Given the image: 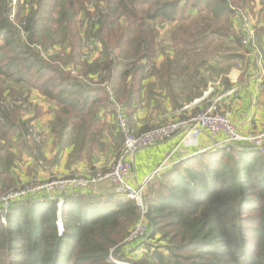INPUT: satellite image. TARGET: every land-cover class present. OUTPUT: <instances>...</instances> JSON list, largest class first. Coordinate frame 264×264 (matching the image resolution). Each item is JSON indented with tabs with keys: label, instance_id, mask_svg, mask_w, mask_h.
<instances>
[{
	"label": "trees",
	"instance_id": "1",
	"mask_svg": "<svg viewBox=\"0 0 264 264\" xmlns=\"http://www.w3.org/2000/svg\"><path fill=\"white\" fill-rule=\"evenodd\" d=\"M10 4L0 0V194L21 184L18 172L27 158L37 164L47 160L46 131L38 124L42 111L31 104L32 92L57 106L48 129L58 149L53 164L72 149L74 161L86 160L96 171L98 155L108 153L114 159L124 141L120 132L112 145L105 144L109 126L100 113L113 107L110 93L130 117L151 86L147 81L156 79L158 86L172 91L179 59L186 60L184 74L194 60L188 53L207 48L203 43L208 35L201 29L206 14L217 23L233 15L229 4L248 14L258 4L264 6V0H19L15 19L28 32L27 39L11 20ZM192 10L200 20L190 23ZM169 23L177 24L170 53L174 58L168 54L158 64L160 30ZM189 24L195 27L192 33ZM87 44L91 55L99 53L96 60L83 57ZM37 47L68 56L47 62ZM70 61L82 79L61 71L58 63ZM204 63H197L191 75L196 91L185 103L178 102L175 111L208 91L212 77L202 75L199 65ZM223 81L226 89L233 86ZM217 95L214 89L211 97ZM166 97L171 98L169 91ZM146 198L150 232L129 246L126 241L141 211L114 192L63 195L61 208L58 199L19 202L6 222H0V264H110L113 249L119 253L134 244L124 254L134 264H264V150L237 145L196 153L155 176Z\"/></svg>",
	"mask_w": 264,
	"mask_h": 264
},
{
	"label": "crops",
	"instance_id": "2",
	"mask_svg": "<svg viewBox=\"0 0 264 264\" xmlns=\"http://www.w3.org/2000/svg\"><path fill=\"white\" fill-rule=\"evenodd\" d=\"M248 14L251 19L249 30L253 32L251 40H249L247 44H243L242 39L248 34V31L243 28L241 23L236 22L233 15L228 18V21L224 20L226 18L217 20L215 26H211L217 49L210 45L209 42L212 36L209 35L204 43H206V50L213 55L210 59L204 61V65L200 66L205 67L204 70H201L204 77H212V82L208 84V87L216 89L219 96L224 95L221 108L224 111H231L233 113L234 124L240 133L243 135L257 136L264 133V8L263 6H256L252 11L249 10ZM190 15L196 17L197 11H190ZM165 26L172 28L173 34L177 29L175 24L172 27H170L169 24L164 25L162 27L163 30H160V36L162 37H160L159 41L162 39L164 42L163 35L166 30ZM168 35L171 34L169 33ZM238 38L242 40V45L237 43ZM224 55H239L242 58L222 61L221 58ZM166 57L167 56L159 55L157 59L158 64H162ZM96 58L97 55L93 56L91 61L96 60ZM170 58L173 59L174 55H170ZM191 79L192 77L190 74H183L182 72H179V74L173 73L171 78V84L173 85L172 91L170 87L158 86L156 79L147 81L146 85L151 83V86L143 91L139 103L133 106L130 117L127 115L131 127L135 129L134 131H141L147 127H154L166 122L170 118L172 119L180 114L182 115V113L191 114L204 109L208 104V100L199 101L204 97L203 96L189 105L185 104L186 106L182 109L175 111L174 106L178 102L185 103L189 93L196 91L195 88L192 89V87L197 80L193 82ZM223 79H227L233 86L226 89L228 83L224 82ZM166 91L171 93L170 99L166 97ZM196 101L199 102L194 104ZM30 102L33 105H38L42 111V116L38 124L43 131H46V135H44L43 139V141H45L44 154L46 159L48 158V160L51 161V165L49 166L47 164V166H45L47 170H43V162L37 164L35 160L27 158V160H25L26 162L20 167L28 169L27 175L35 176V179L39 181H48L50 178L57 177L68 178L72 176L87 178L94 172V169L89 166L86 160L80 162L74 161L72 159V149H69L66 154H62L59 163L53 164L58 149L55 147L54 139L50 136L48 129L50 123L54 120V113L57 111L56 104L46 100L44 96L36 91L31 93ZM187 106H190V108L183 112ZM113 110V107L109 105V107L106 109L104 108L100 113V117H102L103 121L105 120L109 126L106 134L107 138H105V144L109 145L113 143V136L120 134L119 129L116 127ZM29 116H33V113L29 114ZM221 139H223V136L212 137L208 133H204L197 149L186 146L180 147L173 154L170 164H177L185 161L201 151L215 149L213 148L214 144ZM178 142L179 140L174 138L139 151L134 157L133 176L132 179H130L131 185L137 186L150 177L166 160L168 155L175 150ZM97 159L98 161H94V168H98L96 170L102 168L107 169L108 164L112 161V157L108 153L105 155L99 154ZM18 173L20 175V171ZM22 179L23 177L21 181ZM23 182L24 181L21 183ZM112 192L113 189L110 183L102 181L87 189L69 187L65 192L56 191L52 193L49 191H41L36 196L30 198H49L51 195L55 197V200H62L63 195L68 194L106 195ZM135 245L136 244L131 247L133 248Z\"/></svg>",
	"mask_w": 264,
	"mask_h": 264
},
{
	"label": "built area",
	"instance_id": "3",
	"mask_svg": "<svg viewBox=\"0 0 264 264\" xmlns=\"http://www.w3.org/2000/svg\"><path fill=\"white\" fill-rule=\"evenodd\" d=\"M18 2L19 0H11V20L21 30V34L24 39H27L28 32H26L15 19ZM229 6L234 14L236 22L241 23L243 28L248 31V34L243 37V43L247 44L249 40H251V36L253 34L252 30H249L251 19L241 8L234 7L231 4H229ZM37 48L38 50H42L41 47ZM86 49L89 52L83 56L84 58L91 60L93 56L98 55H91V45L87 44ZM213 92L214 89L209 88V90L204 94V97L199 100H208L206 108L196 113H184L182 116L178 117V119L166 121V123L162 126L140 135H137L135 131L130 128L124 108L115 102L112 93H110V101L113 103V109L115 112V122L119 131L123 135L124 141L115 158L108 164L107 169L104 170V168H102L96 170L87 178L57 177L52 178L45 183L38 180L29 183H21L19 186L0 195V221L3 223L6 222V216L15 204L36 196L41 191H49L52 193L56 191L65 192L69 187L87 189L102 181H107L110 183L113 192L116 195L125 197L135 202L141 211L140 220L131 232L126 243H128L129 246L132 242L144 239V237L150 232L148 205L144 201L145 190L155 176L168 171L174 165V163L170 164V162L177 149L182 146L194 147L197 149L200 145V139L204 133H208L212 137L223 136V139L214 144L213 148L215 149L230 150L237 145L245 147L252 146L253 149H258L261 147L259 141H264V134L257 137L243 135L240 133L234 124L233 113L231 111H224L221 108V102L224 95H218L210 99ZM199 101H196L194 104H197ZM189 108L190 106H187L183 112ZM174 138L179 140L178 145L175 147V150L168 155L166 160L157 168V170L143 183L138 184L137 186L131 185L130 179H132L133 176L135 155L145 148L156 146ZM47 199L55 200V197L50 195ZM62 205L63 200H60L59 207ZM63 233L64 226L61 222V218H59L58 234L61 236ZM133 250L134 249L132 247H129L126 251L116 253L115 249H113L108 262L110 264H134L131 259H127L124 256L127 251L132 252ZM117 254L119 256H117Z\"/></svg>",
	"mask_w": 264,
	"mask_h": 264
},
{
	"label": "rangeland",
	"instance_id": "4",
	"mask_svg": "<svg viewBox=\"0 0 264 264\" xmlns=\"http://www.w3.org/2000/svg\"><path fill=\"white\" fill-rule=\"evenodd\" d=\"M257 6H261V4H258ZM87 7H89V4L87 5ZM263 8H264V6H263ZM17 12V11H16ZM248 15V14H247ZM233 16H234V14H233ZM249 16V15H248ZM194 19H196V20H200V16H197V17H193L192 19H191V21H190V23H192V21L194 20ZM208 19V20H207ZM234 19H235V17H234ZM212 20H214L212 17H209L208 18V15L206 14V21H203V27L201 28V29H203L204 31H206V34L209 36H212V39L210 40V45L211 46H213V47H215L216 49H217V47H216V45H215V43H216V41H215V37H214V33L212 32V30H211V26H215V24L216 23H214ZM224 20H227L228 21V19H224ZM212 24V25H211ZM160 24H156V26H159ZM174 25V23H169V26L170 27H172ZM190 25V32L192 33L194 30H195V27H194V25L192 24H189ZM78 26H80V24H78ZM175 26H177V24H175ZM166 27V26H165ZM162 29V28H161ZM163 30V29H162ZM171 34V35H168V34ZM173 33H172V28H169V27H166V30H165V33H164V42H163V40L161 39V41H159L160 43V55H164V56H167L168 54H170V53H173L174 52V43H173V40L171 39L173 36ZM160 37H162V36H160ZM243 40V39H242ZM204 44V47H205V44L206 43H203ZM244 44V43H243ZM50 51H52V53L51 52H44L43 50H42V57H43V59L45 60V61H47V62H51L52 63V58H55V56L56 55H59V56H61L62 58H66L67 56H68V54L66 55V57H64L65 56V54L64 53H60V54H56V52H57V50L56 49H52V50H50ZM60 51V50H59ZM89 51H87V49H86V45H85V47H83V56H85L87 53H88ZM97 54L99 55V53L97 52ZM188 54H191L190 55V57H192L194 60L192 61V65H191V69L189 70V71H187L186 73L187 74H190V75H192L194 72H195V66L197 65V63L198 64H200L201 62H203V61H205L206 59H210V57L213 55L212 53H210V52H208V50H206V49H198V51L197 50H193V51H191V52H189ZM188 54H186V55H188ZM170 55H172V54H170ZM186 60H185V58H183V57H181L180 59H179V62L175 65V68H176V72H181L182 71V69L186 66ZM58 66L60 67V69H61V71H63V72H65V73H69L72 77H74V78H77V79H82L81 78V76H80V74L78 73V68L74 65V63H72V61H70V62H68L67 64L66 63H63V62H61V63H58ZM197 67V66H196ZM199 67H200V71L201 70H204L205 69V67H202V66H200L199 65ZM85 81L87 82V83H89L90 85H94V84H92V83H90V82H88L86 79H85ZM209 90V89H208ZM210 98H212L211 96H210ZM223 110V109H222ZM114 119H115V113H114ZM264 133H262V134H260V135H257V137H259V136H261V135H263ZM260 142V145H261V147L260 148H258V150H260L261 149V152H263V150H264V141H262V140H260L259 141ZM123 145V144H122ZM122 147V146H121ZM121 149V148H120ZM119 149V150H120ZM50 156V155H49ZM47 160H48V158H47ZM46 160V161H47ZM113 160V159H112ZM87 162V161H86ZM43 167H42V169L43 170H47L46 168H45V166H47V164L50 166L51 165V161L50 160H48L47 162H45V161H43ZM83 163H85V162H83ZM86 164V163H85ZM48 166V167H49ZM20 175H21V178L23 177V179H22V181H24L23 183H29V182H33V181H36V179H35V176H33V175H31V176H29V175H27V171H28V169H23V168H21L20 170ZM68 178H70V177H68ZM50 179H52V178H50ZM49 179V180H50ZM48 180V181H49ZM54 180V179H53ZM39 181V180H38ZM48 181H42V182H48ZM150 185H151V182L148 184V186H147V188H146V190H145V194H144V201L145 202H147V193H148V189H149V187H150ZM1 195V194H0ZM62 207V206H61ZM61 207H59V208H61ZM59 218H61V216H59ZM1 222V221H0ZM134 230V229H133ZM132 230V231H133ZM117 256H119L118 254H117Z\"/></svg>",
	"mask_w": 264,
	"mask_h": 264
},
{
	"label": "water",
	"instance_id": "5",
	"mask_svg": "<svg viewBox=\"0 0 264 264\" xmlns=\"http://www.w3.org/2000/svg\"><path fill=\"white\" fill-rule=\"evenodd\" d=\"M59 216H61V212H60Z\"/></svg>",
	"mask_w": 264,
	"mask_h": 264
}]
</instances>
